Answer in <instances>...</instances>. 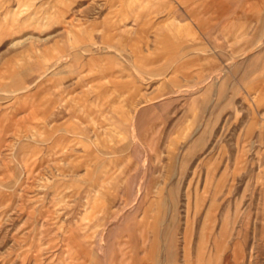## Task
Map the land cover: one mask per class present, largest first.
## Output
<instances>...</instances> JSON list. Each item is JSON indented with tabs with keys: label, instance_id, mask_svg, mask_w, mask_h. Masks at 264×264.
<instances>
[{
	"label": "rangeland",
	"instance_id": "obj_1",
	"mask_svg": "<svg viewBox=\"0 0 264 264\" xmlns=\"http://www.w3.org/2000/svg\"><path fill=\"white\" fill-rule=\"evenodd\" d=\"M0 264H264V0H0Z\"/></svg>",
	"mask_w": 264,
	"mask_h": 264
}]
</instances>
